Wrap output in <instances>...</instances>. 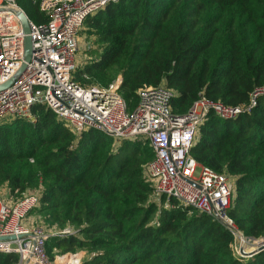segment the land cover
<instances>
[{
	"label": "trees",
	"instance_id": "obj_1",
	"mask_svg": "<svg viewBox=\"0 0 264 264\" xmlns=\"http://www.w3.org/2000/svg\"><path fill=\"white\" fill-rule=\"evenodd\" d=\"M18 5L34 23L46 20L33 0ZM81 31L95 47L74 80L107 85L121 75L128 110L137 89L160 83L174 92V114L200 96L249 107L232 119L209 113L190 155L234 178L230 217L245 235L264 237V93L253 95L264 89V0L109 1ZM32 111L34 122H0V184L18 195L41 185L32 211L48 225L76 228L49 238L48 256L52 248H77L90 254L80 264H264V251L237 257L219 221L164 195L151 199L143 166L153 152L145 139L116 142L94 129L74 135L45 106ZM17 259L0 253V264Z\"/></svg>",
	"mask_w": 264,
	"mask_h": 264
},
{
	"label": "built area",
	"instance_id": "obj_2",
	"mask_svg": "<svg viewBox=\"0 0 264 264\" xmlns=\"http://www.w3.org/2000/svg\"><path fill=\"white\" fill-rule=\"evenodd\" d=\"M109 1L117 0H33L46 17L44 22L34 23L18 0H0V86L13 79L0 89V122L16 118L34 122L33 106L41 104L74 135L94 129L116 142L145 139L153 152L143 166L152 200L159 203L164 195L219 221L231 234V248L237 257L264 251V237L245 235L229 215L234 178L197 163L190 155L209 113L232 119L249 107L227 106L200 96L185 113L174 114V92L160 83L137 89V105L128 110L120 94L121 75L107 85H80L74 80L79 68L75 60L77 37L83 22ZM20 14L27 19L32 42L30 59L21 72L26 33ZM262 93L264 89L253 95ZM254 97L250 105L255 103ZM1 187L6 199H0V237L14 238L0 239V253L17 254L14 264H52L45 249L47 240L73 235V228L27 223L31 211L39 206L41 185L14 199L6 184ZM77 254L62 257L70 255L72 264H80Z\"/></svg>",
	"mask_w": 264,
	"mask_h": 264
},
{
	"label": "rangeland",
	"instance_id": "obj_3",
	"mask_svg": "<svg viewBox=\"0 0 264 264\" xmlns=\"http://www.w3.org/2000/svg\"><path fill=\"white\" fill-rule=\"evenodd\" d=\"M77 39H78V51L76 52L75 60L76 63L78 64V67H81L87 60L90 59L89 54L86 53V49L89 47V45H92L91 47H95V44L93 37H90L88 34L83 33L81 30L78 34ZM1 186H3V184H0V199L5 200L6 195H4L3 187ZM12 196H13L12 198L14 199L19 195L17 193H13ZM27 223H32L33 225H42L45 227L51 226L44 221V217L41 214H39L37 210H34L29 214ZM70 227H72L74 232L76 233V228L74 226H70ZM59 238L61 239L64 237H59ZM66 253L80 254L81 262L90 257V254L87 253L85 250H81L77 248L73 252L63 251L62 249L59 248H52L49 254L52 264H67L68 255L62 257Z\"/></svg>",
	"mask_w": 264,
	"mask_h": 264
},
{
	"label": "water",
	"instance_id": "obj_4",
	"mask_svg": "<svg viewBox=\"0 0 264 264\" xmlns=\"http://www.w3.org/2000/svg\"><path fill=\"white\" fill-rule=\"evenodd\" d=\"M20 18H21V21H22L23 30L26 33V35L24 37V57H23L24 62L22 63V66H21L19 72H21V70L25 67V62H27L30 59L31 50H32L31 38H30L29 35H27L28 34L27 19H26V17H25L24 14H20ZM12 81H13V79H10L7 83H5L4 85L0 86V89L5 88ZM13 238H14L13 236H10V237H0V239H13ZM259 252H261V251H259ZM259 252H257L256 254H258Z\"/></svg>",
	"mask_w": 264,
	"mask_h": 264
},
{
	"label": "crops",
	"instance_id": "obj_5",
	"mask_svg": "<svg viewBox=\"0 0 264 264\" xmlns=\"http://www.w3.org/2000/svg\"><path fill=\"white\" fill-rule=\"evenodd\" d=\"M29 217V216H28ZM75 257H77V258H80L81 257V255L80 254H77ZM90 258V257H89ZM88 258V259H89Z\"/></svg>",
	"mask_w": 264,
	"mask_h": 264
}]
</instances>
